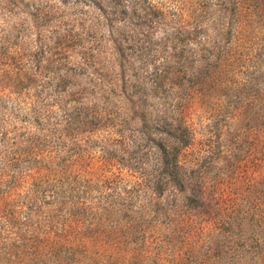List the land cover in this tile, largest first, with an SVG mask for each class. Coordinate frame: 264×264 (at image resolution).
<instances>
[{
    "label": "trees",
    "instance_id": "16d2710c",
    "mask_svg": "<svg viewBox=\"0 0 264 264\" xmlns=\"http://www.w3.org/2000/svg\"><path fill=\"white\" fill-rule=\"evenodd\" d=\"M200 1L195 10L205 18L203 22L188 26L184 19H177L178 24L162 28L164 42L173 44L174 50V70L153 72L159 85L160 80L170 83L167 87L163 83L162 92L155 81L147 84L136 73L131 74L134 63L127 37L130 32L151 41L156 25L166 16L161 8L145 6L139 0H73L74 5L94 9V24L97 21V27L105 28L103 40L97 35L86 40L84 32L93 24L88 26L81 17L64 20L53 8H29L20 21L0 29V122L12 119L19 130L0 133L13 134L18 148L14 152L26 159L29 171L45 167L43 161L54 171L62 143L50 138L64 135L57 124L60 117L75 119L86 111L92 112V123L98 122L106 108L114 105L111 94L117 91L115 101L124 117L143 127L135 132L153 150V155L147 156L150 170H144L154 194L149 201L152 210L156 215L174 211L170 202L176 200L186 202L192 210L169 228L179 233L187 228L181 233L185 241L180 242L173 259L165 260L150 244L143 248L142 259L151 264H264V84L252 83V79L261 81L256 66L236 81L235 98L242 104H228L230 113L225 118L240 120L246 141L241 154L237 150L226 157L225 145H201L206 154L202 160L209 166L221 164L223 172L215 180L208 179L204 170L195 173L183 160L197 142L189 110L203 102V85L233 56L234 42H245L250 19L243 13L249 8L244 5L246 0ZM72 20L81 31L73 28ZM200 33L203 41L196 40ZM189 41L207 47L197 62L186 64L179 49ZM254 73L257 75L252 76ZM153 93L161 100H154ZM250 98L246 119L243 103ZM142 239L147 244V238ZM108 245L99 234L87 236L67 227L62 233L49 231L42 242L46 259L39 264H93L92 254H98V259L99 251ZM56 251L63 252V257Z\"/></svg>",
    "mask_w": 264,
    "mask_h": 264
},
{
    "label": "rangeland",
    "instance_id": "374dc122",
    "mask_svg": "<svg viewBox=\"0 0 264 264\" xmlns=\"http://www.w3.org/2000/svg\"><path fill=\"white\" fill-rule=\"evenodd\" d=\"M72 1L67 0L68 3L64 4L62 0H0V29L20 21L29 8H53L64 20L81 17L88 26L93 24L90 31L84 32L86 40L96 35L100 39L105 38V28L97 27L98 22L94 24L92 20L97 18L94 9L74 5ZM139 1L149 7L156 5L166 16L161 18L163 22L156 25L149 42L140 39L143 38L142 34L136 36L127 33L131 47L129 52L134 63L131 74L136 73L134 75L144 79L147 84L155 81L162 92L170 83L167 85L166 80H160L159 85L153 72L174 70V50L170 47L173 44L164 42L166 36L163 35L165 33L162 28H165L164 25L174 26L181 19L187 21L188 26L199 20L203 22L205 18L195 10L201 1ZM244 5L249 8L243 9V13L249 14L250 18L248 30L243 37L245 42H234L231 47L233 56L223 68L217 67L215 77L203 85L206 88L203 102L195 104L189 110L197 142L190 155L184 156V163L195 173H198L197 170H200L199 173L204 170L208 179L213 180L223 169L218 162L209 166L207 160L201 159L206 156L201 145L209 143L214 148L216 145H225L226 157L236 154L237 150L241 154L240 149L246 142L245 135L239 124L240 120H225L230 113L228 104H242L235 98L236 81L248 70L251 71L252 65L259 69L257 74L260 73L258 79L261 80L252 79V83L264 84V0H246ZM75 20H72L73 28L81 31ZM201 34L196 36V40L203 41ZM186 44L179 49L183 52L186 64L197 62L203 48L207 47L190 41ZM105 59L107 64V57ZM216 84L218 87L214 88ZM118 95L117 91L112 92L111 104L114 105L106 108L108 111L98 122L92 123L89 116L92 112L86 111H82L75 119L63 115L60 117L57 124H60L59 128L64 135L62 138H50L51 141L62 143L58 158L54 161L57 163L54 171L48 169L50 164L46 161H43L45 167L42 169L29 171L26 159L14 152L18 148H15L13 134L7 133L4 136L0 133V264L42 263L46 259V250L42 248L45 233H62L66 227L68 231L87 236L99 234L104 242H108L106 250L99 251L101 256L98 259V254H92L95 258L93 264H151L142 259L143 248L148 244L151 250L166 258L165 260L173 259L180 242L185 241L186 236L181 233L187 228L183 227L180 233L176 228L174 232L169 228L183 214L192 212L189 209L191 206L176 200L175 203L170 202V205L176 207L174 211L172 209L156 215L152 210L149 201L154 194L147 185L149 174H145L144 170H150L147 156H152L153 150L135 132L143 127L136 124L135 119L124 117L123 110L115 101ZM152 98L161 100L154 93ZM227 99L228 103H225ZM251 102L250 98L249 102L247 99L243 103L247 108L244 115L246 119ZM76 106L80 105L77 103ZM57 115L60 116V112ZM64 119H68V122ZM51 125L50 123V127ZM16 127L18 126L12 119H8L6 123L0 122V132L14 131ZM142 160L145 163H140ZM69 224L77 227L71 225L70 228ZM142 236L147 238V244ZM184 247L185 245L180 248ZM56 255L62 258L63 252L56 251Z\"/></svg>",
    "mask_w": 264,
    "mask_h": 264
}]
</instances>
